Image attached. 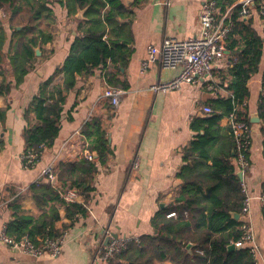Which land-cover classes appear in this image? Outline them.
Segmentation results:
<instances>
[{"label":"crops","instance_id":"0c3cea01","mask_svg":"<svg viewBox=\"0 0 264 264\" xmlns=\"http://www.w3.org/2000/svg\"><path fill=\"white\" fill-rule=\"evenodd\" d=\"M205 1L147 0L134 7L127 29L132 53L126 67L119 70V77L126 80L127 87L121 89L118 104L113 106L103 96L108 84L101 69L78 75L74 88L66 96L53 146L42 152L35 166L27 168L22 163L23 130L28 124L24 110L37 94L39 85L53 75L69 54L78 35L77 20L83 19L82 11L67 16L57 3L52 4L55 21L49 32L53 38L34 48V52L39 50L35 52V62L21 82L15 85L10 65H7L8 71L3 67L0 74V80L3 77L11 81L9 91L0 94V109L4 110V118L0 119V229L12 219L9 208L12 204H19L21 214L35 219L43 213L44 209L26 192L27 187L42 177V170L49 162L56 165L59 161L73 162L83 156L86 139L82 126L92 118L100 120L106 131L107 157L105 163L98 165L94 189L88 198L79 199V202L86 201L84 216L71 225L64 215V205H58L60 219L55 227L65 230L60 253L56 257L35 258L0 241V264H89L95 245L113 233L136 237L154 233L151 218L178 195L181 150L204 132L202 120L210 114L203 107L211 108L212 100L228 95L220 74L228 72L232 56L225 40L224 51L215 60L211 75L185 84L180 90L166 92H153L149 86L169 79L177 69L164 68L156 61L142 72L140 63L146 56L147 45L152 44L158 50L164 37L184 40L197 34L199 13ZM238 4L242 6L244 0H236L222 14L215 8V18H228L232 6ZM242 19H252L254 29L264 36L262 19L252 5L249 18ZM3 25L6 38L0 61L5 66L9 62L10 45L16 38L5 20ZM263 72L264 46L258 71L247 82L248 98L242 107L249 124L250 145L249 165L239 179L248 199V214L246 217L239 214L238 218L247 220L254 232L256 264H264V199L261 198L264 195V119L258 113V105L264 98ZM212 135L208 164H212L213 158L229 153L236 174L241 173L235 163L229 113L221 116ZM164 262L172 264L170 257Z\"/></svg>","mask_w":264,"mask_h":264},{"label":"trees","instance_id":"16d2710c","mask_svg":"<svg viewBox=\"0 0 264 264\" xmlns=\"http://www.w3.org/2000/svg\"><path fill=\"white\" fill-rule=\"evenodd\" d=\"M146 1L131 0L126 6L123 0H0L5 21L16 38L9 48V62L4 66L0 61V74L3 67L8 71L7 65H10L15 85L35 62L34 48L53 38L49 32L55 21L52 4L57 3L67 16L83 10V19L77 20L78 35L69 54L53 75L39 85L37 94L24 110L28 124L23 130V154L29 150L38 152L37 163L42 152L53 146L66 96L74 88L78 75L91 74L99 68L109 86L126 89L127 82L119 77V70L126 67L132 53L127 29L133 8ZM206 1L213 2L222 14L236 0ZM241 7L240 4L232 6L229 17L223 20L230 24L225 40L232 65L227 73L220 74L228 95L212 100L214 108L211 107L210 115L202 120L205 123L203 134L182 148L177 173L180 180L178 195L151 218L154 233L138 236V243L130 241L109 264H165L166 257L171 258L172 264H256L254 254L247 246L230 248L241 236L242 224V220L233 218L232 213L241 214L245 200L240 180L229 161L230 154L215 157L212 164H208L212 131L221 116L235 112L237 118L247 120L242 110L248 98L247 82L258 71L263 52L264 36L254 29L252 19L239 17ZM252 8L263 21L264 35V2L254 0ZM20 25L21 29H17ZM5 38L0 17V52ZM10 87L11 81L2 77L0 94H6ZM258 113L264 119V98L258 105ZM3 118L4 110L0 109V119ZM81 132L86 139V148L96 156L92 160L82 156L73 162L59 161L54 181L42 176L27 187L26 192L44 210L35 219L21 214L19 204L10 205L12 219L5 224V230L15 240L27 237L36 246L44 247L48 240L60 237L65 230L55 227V222L60 219L58 205H64V215L71 225L86 214L85 200L67 201L61 191L73 188L84 199L88 198L94 189L98 165L106 161L108 140L100 120L95 118L85 122ZM22 163L27 168L36 164L29 166L24 158ZM55 184H59L61 190ZM170 211H175L176 216L166 217Z\"/></svg>","mask_w":264,"mask_h":264},{"label":"built area","instance_id":"2783aa9c","mask_svg":"<svg viewBox=\"0 0 264 264\" xmlns=\"http://www.w3.org/2000/svg\"><path fill=\"white\" fill-rule=\"evenodd\" d=\"M263 1V0H262ZM254 0H244V4L239 10L240 18H249L251 15V5ZM1 11V9H0ZM263 22V21H262ZM197 34L184 40H177L170 37H164L158 50L149 44L146 47V56L140 63L141 71H145L150 64L159 62L160 65L167 69H177V72L169 79L149 86L153 92H166L170 90H180L185 84L196 83L199 78L205 75H211L215 60L222 55L224 51L226 34L230 29V24H225L223 18H215V7L213 2L205 1L200 9L198 18ZM264 91V82L262 84ZM123 91L120 88L107 85L103 96L109 99L113 106L118 104L120 95ZM206 113H211L209 106H204ZM229 122L234 144V155L237 170L243 174L248 168L247 151L250 145L249 124L246 120L237 118L235 112L229 113ZM87 143L85 144V146ZM87 159H93V153L86 147L84 154ZM22 158L29 166H33L38 159V152L29 150L26 154L22 153ZM55 163L49 162L42 170V176L49 181L55 179ZM55 187L61 190L59 184ZM244 189V184L242 183ZM61 196L67 201H79L82 197L77 190L67 188L61 191ZM264 199V195L261 197ZM248 199L243 202L241 216L246 217L248 214ZM81 202V201H80ZM175 211H170L166 217H175ZM241 236L233 242V246H247L254 254L256 252V238L252 227L247 220H242ZM5 224L0 229V241L10 248L28 254L35 258L42 256L56 257L60 253L61 245L64 241L65 233L55 239H50L44 247L36 246L27 237L21 240H15L6 233ZM108 238V239H107ZM106 239L98 242L92 252L89 264H109L117 254L124 250L130 241L139 242L138 237L133 235H109Z\"/></svg>","mask_w":264,"mask_h":264},{"label":"water","instance_id":"95a60500","mask_svg":"<svg viewBox=\"0 0 264 264\" xmlns=\"http://www.w3.org/2000/svg\"><path fill=\"white\" fill-rule=\"evenodd\" d=\"M123 2H124V4H125L126 6H128V5L130 4L131 1H130V0H123ZM81 11L83 12V10H79L78 12H81ZM82 17H83V16H82ZM263 41H264V38H263ZM38 51H39L38 49L35 50L36 53H38ZM255 121H258V118H257V117L255 118ZM237 176H238L239 179H241V173H238ZM232 216H233V218L238 219L239 214H238V213H232ZM112 236H117V234L113 233ZM107 239H108V238H107ZM189 246H190V245H188V247H189ZM233 247H234L233 245L230 246V248H233Z\"/></svg>","mask_w":264,"mask_h":264},{"label":"rangeland","instance_id":"374dc122","mask_svg":"<svg viewBox=\"0 0 264 264\" xmlns=\"http://www.w3.org/2000/svg\"><path fill=\"white\" fill-rule=\"evenodd\" d=\"M3 13H4V12H3V10H2L1 13H0V14H1L0 16H3V15H4ZM1 19H2V20H5L4 16L1 17Z\"/></svg>","mask_w":264,"mask_h":264}]
</instances>
